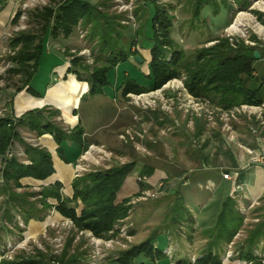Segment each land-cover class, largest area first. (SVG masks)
I'll return each mask as SVG.
<instances>
[{"label": "trees", "instance_id": "1", "mask_svg": "<svg viewBox=\"0 0 264 264\" xmlns=\"http://www.w3.org/2000/svg\"><path fill=\"white\" fill-rule=\"evenodd\" d=\"M139 1L142 3L137 12L141 13L136 12L135 15L143 19V23L136 31L138 38L128 35L130 25L123 23L125 19L109 13L107 0H100L95 4L87 0H62L58 4L36 9L30 14L36 28L16 33L9 43L11 51L8 59L12 67L7 73L20 76L23 81L15 90V94L25 90L32 96H43L35 89L39 71L47 66L49 74L51 66L61 64L58 56L46 52L47 42L59 37L68 39L76 28L81 27L87 30L89 43H93L91 51L94 61L90 65L83 56L67 51L66 55L71 59L66 73L76 76L80 82H86L89 87L88 94L92 97L105 94L120 78L116 87L120 89L121 95L127 98L129 94L139 95L159 90L171 80L184 76V86L190 94L197 98H218V105L225 109L241 104L260 105L264 102V73L260 68V62L264 61V52L257 47L259 40L255 35L250 36L255 45H248L243 39L231 42L227 37H216L209 41L214 42L213 45L196 49L193 58H189L173 37L176 19L172 14L174 8L160 4L157 0ZM188 1L195 20L202 18V10L206 6L212 8L214 16L219 15L221 6L233 8L227 0ZM234 1L241 10L250 5L248 0ZM7 3L8 0H0V12ZM254 14L260 24L264 25V14L259 11H254ZM21 16L22 11L18 10L12 23L16 24ZM137 47L150 50L148 74H143L138 67L139 63L135 57L141 54ZM256 51L261 56L259 60L254 56ZM120 66L128 67V73L125 74ZM119 67L121 77L118 74ZM8 106L11 114L0 117V158L5 159L2 168L4 183L0 186V197L4 198L6 206L3 209L4 217L8 222H13L15 214L20 213L24 216L25 223L32 219L40 221L42 217L37 214H40L42 209L37 211L35 203L28 200L38 194L44 211L54 207L58 215L70 220L75 228L69 233L59 255H53L50 249L44 252L35 248L34 255L21 253L13 260L3 258L0 264H52L53 260L59 264H86L84 260L87 255L83 249L86 240L82 237L74 246L76 235L87 231L96 238L108 239L110 232H114L115 225L128 217L130 206L133 208L130 204L132 198L119 200L118 194L127 177L135 170L137 162L129 161L106 170H94L73 179L70 197L62 194L63 184L59 181L43 187L39 193H18L16 189L24 187L21 182L23 179L43 182L56 173L51 152L26 144L18 128H26L38 137L51 136L57 145V156L65 164L72 162V155L66 151L69 145L74 149V153H81V149L85 147V130L81 123L69 130L61 127L54 120L59 116V111L41 108L15 117L12 100ZM15 141L24 145V153L30 164L25 165L14 156L8 157ZM153 172L154 168L145 166L141 175L149 177ZM147 188L143 186L140 191L143 192ZM178 200L176 198L177 204L170 208L169 218L162 229L171 232V229L178 231L179 227L188 226L193 232V220L190 218V221H187L185 216L182 217L180 212L184 207L178 204ZM243 220V215L237 210L236 201L226 199L216 226L203 232L207 244L199 260L193 264H221V252L238 234ZM159 232L160 230L152 232L139 244L119 251L116 257L111 259V264L159 262L162 256H166L164 251L157 248ZM248 234V246L242 249L241 258L260 262L256 261L257 257L254 256V249L257 247L254 245L258 244L260 238H264V223ZM178 264L192 263L183 259Z\"/></svg>", "mask_w": 264, "mask_h": 264}, {"label": "rangeland", "instance_id": "2", "mask_svg": "<svg viewBox=\"0 0 264 264\" xmlns=\"http://www.w3.org/2000/svg\"><path fill=\"white\" fill-rule=\"evenodd\" d=\"M61 1L62 0H8L7 6L0 12V117L11 114L8 104L11 100L15 102L16 97L19 95V93L15 94V90L23 83L20 76L10 75L7 73L8 69L12 67L8 59L11 51L9 45L11 38L20 31L36 28L34 20L30 17V14L33 13L36 9H42L44 6H47L49 4L55 5L60 3ZM89 1L95 4L100 0ZM157 1L160 4L171 6L174 8L172 14L175 15L176 19L173 37L186 51L189 58H193L196 49L213 45L214 42L209 41L216 37H227L231 42H234V40L236 39H243L244 41H249L253 45H255V43L250 40V36L255 35L259 40V42L257 43V47L262 52H264V25L260 24L256 15L254 14V11H259L264 14V0H248L250 2V5L243 10H241V8H239L235 4L234 0H227L229 5H233V8L231 9L230 6L227 5H225L224 7L221 6L218 16H214L212 8L210 6H206L202 10V18L198 20L193 19L192 7L189 4L188 0ZM141 3L142 2H140L139 0H107L109 13L120 15L121 18L125 19L123 23L130 25L128 26V35H132L135 38H138V36L136 35V31L141 27L143 23V19H139L138 16L135 15L138 6ZM18 10L22 11V16L16 24H13L12 20ZM245 43L247 44V42ZM92 45L93 43H89L87 39V30L82 29L81 27L76 28L73 34L68 39L59 37L57 40H49L46 45V52L49 55L54 54L62 58L61 65L51 66L49 71L51 78L49 76H45L48 74H45V72L48 71L47 66L44 67V71L43 69L42 71H39V77L37 78L35 84L36 90L43 93L46 88L45 86L48 85V82L50 84L52 82L61 80V78H59L58 76L56 77V75L59 73L61 76H63V74H65L64 72L67 71L70 65L69 61L71 58L66 55L67 51L77 56H83L88 64H93L94 56L91 51ZM137 50L147 59L148 55L147 52L144 51L145 49L137 47ZM131 61H133V59H131ZM143 63H139L138 67L140 71L143 72V74H147V64ZM260 63L261 71H263L264 73V61ZM63 67L66 68L65 71L60 72L61 68ZM120 67L125 74L128 73V67ZM120 67L118 74L121 77L122 73ZM64 78L67 79V76H64ZM120 80L121 78L118 79L116 83H119ZM176 80H178V83H171V87L174 86L175 88H167L168 85H166L159 90L147 92L149 94L144 93V96H141L140 99L138 98L139 95L136 94H129L127 98H124L121 95L120 89H117V85L115 82L112 84V86H110L111 88H108V90H106L105 94L101 96L97 95L95 97H92L88 94L89 87L87 88L86 86L87 90L84 93L85 98H82L80 101V105L83 106H80L79 113L82 118H85V113H87L86 115H88V118L87 122H85L86 124H88L87 128L89 129L90 133H92L95 126L96 131L95 133H93V136H90L92 140L95 139V142L87 139V134L83 135L85 139V147L83 148V150L81 149V158L80 156L78 157L80 158L79 161L73 163L72 167L79 170L77 172L80 173V176H83L85 175V173H89L94 170H106L112 166L127 163L130 161V159H136L139 166H152L156 167L160 171L169 170L170 174L172 175L176 172L179 173L180 165L186 164L187 166H190L191 159L194 155H196V148L193 147L196 142L193 143L190 140L191 143L189 142V144L185 142L187 139L186 137V139H183L182 141L179 140L178 143V140L175 138L180 137V135L176 136L175 134H172V130L166 131L167 127L162 130L166 131L165 133L167 134H161L162 138L160 139L161 141H159L162 144H160L156 150H154L150 145V143H154L151 139L150 141L146 138V134L144 135L143 139L137 138L134 142H123L119 139V135L121 133H126L128 129H133L132 124L134 120H143L146 126L148 121L144 120L145 118H141L142 114L158 109L161 110L159 106L156 108L149 107L145 109L135 105H179V102L175 98L178 93L177 85H180L181 83L182 85H184L185 77L183 76L181 79ZM180 93L182 92H179V94ZM190 96L192 98H197L192 94H190ZM198 99L202 100L205 105L221 107L218 105L219 99L213 96L208 98L198 97ZM183 102H186V100H184ZM262 104H264V102ZM114 106H121V111L116 112L117 114L111 111V108L113 109ZM17 114V111L14 110L15 117L21 116ZM166 116L168 118L172 117L171 115L169 116L167 114ZM59 119L60 117L54 118V120H56L55 122L59 123L61 127H66L65 124H61V121H59ZM173 119L174 121L178 120L180 122V120L177 118ZM174 121L173 127L178 128L175 126ZM18 132L20 133L23 141L26 144L33 147L43 148L51 152L53 156L57 155L56 145L51 136L47 135L44 137H38L35 133L29 131L26 128H18ZM177 134H179V132H177ZM153 136L154 133L152 131H149V138H152ZM167 136H171V138ZM144 140H146V144L140 145L141 141ZM180 142H182V144H187V147L184 148L183 146H181ZM91 146H97L100 147V149H104L106 152H111V156L107 157V161H105L101 159L103 158V154L101 152L92 150V152L89 153V148ZM153 150L156 152L153 153ZM24 151L25 147L19 141H15L10 148V152L14 157H16L23 164L28 165L27 163L30 164V162L27 160ZM127 155L129 157H123ZM82 157L85 158L83 159ZM71 158H73L72 160L75 159V157ZM4 161V158H0V186H2L4 183L2 180V168L4 166ZM79 165L85 167L86 171L81 170L83 168H77V166ZM137 168L138 167H135V170ZM139 171L137 169L135 172L133 171L134 173H132L133 175L131 177L132 179H134V183L137 182L136 184H138L142 188L143 186H149L151 189L148 187L145 190H150V193L154 191V194L152 196H148L145 200L133 206V210H131L132 207L130 206L128 217L123 224L124 226L129 225V232H127L125 236H122L121 229H118L113 234H110V237L108 239H102H110L109 241L113 242H110L111 245L108 246V249L102 248L100 250L103 242L97 241V244H94L95 246H97L95 251L99 249V251H97V254L93 251V246H91L90 244L91 242L89 241L87 243L86 240L83 246V249L84 251H86L87 255L85 258L86 260H84L85 263L111 264V259H114L119 251L127 249L131 245L139 244L144 239H146L150 235V233H154L157 230H160L157 238V248L162 252L164 251V253L166 254L165 257L162 256L159 259V264H170V262L172 264H178L179 260L181 259L188 260L192 264L195 263L202 255L201 253H199L200 250L204 247V245H206L203 233H201V235L203 236H201L200 234H196L193 243H189L187 241L186 233L184 234L182 231L180 233L178 232L182 236L176 237L177 235H179L176 230L171 229V232L168 233L165 228L162 229L163 225L167 222V219L163 222L161 221V219H163V212L160 215L153 216V207H156V203L157 208L155 209L157 210V213H160L162 210L159 207L164 206V201H166L168 198H176L177 194L169 197L170 184L167 178L163 179L164 186L162 187V191L158 190L156 182L157 178L155 177L151 178V176H143L147 177V182H145V184H142V182L137 180L138 174L139 177L142 176L140 173L141 171ZM157 176L164 175L162 173H159L156 175V177ZM53 180V177L43 182H32V180L30 179H23L21 182L24 187L21 189H16V191L18 193H39L43 187L51 185ZM62 194L65 197H70L72 194L71 186H65V188L62 189ZM140 195L141 191L137 188L133 193H130V195H125L126 197H124V194H121L119 192L118 199H133L135 197H139ZM28 200L35 203L36 208H38L37 211L42 209V212L40 214H37L42 217L40 221L32 219L28 223H25L24 216H22L20 213H16L13 222H8V220L4 217L3 209L6 208L4 203L5 201L3 197H0V261H2L3 258L7 260H13L17 257V255L21 253L27 256L34 255L33 253L35 251V248L43 250L44 252H46V249H50L51 251L59 250L61 249V247H63L69 233L73 230L72 225L68 221H66V219L60 217L54 207L46 211L43 210L42 203L39 200L38 194H36V196L29 197ZM53 203L55 205L54 201H52V204ZM253 208H255L254 203L250 204L248 208L243 206V224L245 223L246 227H244V229L240 228L238 235H236L233 241L226 246V251L223 252V255H220L221 263L224 264L227 260L231 261L232 259H238V257L241 258L242 249H246V247L248 246V233L259 224L264 223V218H261V215H250L249 212ZM78 241V239L74 241V246ZM254 246H257V250L254 249V256L257 257L256 261L260 262L252 263L264 264V251L259 250V248H262L264 246V238H260L258 240V244H255ZM94 257L96 258V261L92 260L95 259ZM242 259L243 258H241L240 260Z\"/></svg>", "mask_w": 264, "mask_h": 264}, {"label": "crops", "instance_id": "3", "mask_svg": "<svg viewBox=\"0 0 264 264\" xmlns=\"http://www.w3.org/2000/svg\"><path fill=\"white\" fill-rule=\"evenodd\" d=\"M144 51L147 52L148 57L146 59V57H144V55L142 54L141 58L143 59V62L147 64L148 67L149 62L151 61L150 50L149 48H145ZM57 59L59 60V62L61 61L58 57ZM61 69L65 71L66 68L63 67ZM47 73L48 72H46V74ZM64 73L65 74H63V76H61L59 73L56 75V77L58 76L59 78H61V80L52 82L50 84L48 82V85L45 86L46 88L43 93L36 90L37 92L43 94L42 97L32 96L26 91L19 93V95L16 97L15 102L13 101V110L17 111L18 113L20 112L19 109L23 107L24 110L19 113V115L21 116L27 113L28 111L41 108H46L48 111H59V116L57 117H60L59 121H61V124H65L66 127H63L64 129H73L79 123H81V126L85 130L84 134L88 135L87 139L95 142V139L92 140L90 136H93V133H95L96 131V127L94 126L92 133H90L89 129L87 128L88 124L85 123L87 122L88 118V115H86L87 113H85V118H82L79 113L80 106H83L80 105V101L82 98H85L84 93L88 88V84L86 82L78 81L76 76L67 74L66 71ZM47 76L51 78L50 74H47ZM64 76H67V79H65ZM72 80L81 85L85 84L87 86V88L85 87V89L79 93L78 104L75 105L72 109H69L70 116L76 118L75 123H70L67 121V116L65 114L63 105L64 100L62 101V103L60 101V97H57V99H59V102H54L52 100V98L54 99V97L59 95V92L61 90L60 88L57 89V87L63 86L64 90L68 91V88L65 87V85L70 83ZM34 100L43 102L41 105H28ZM121 109V106H114L113 109L111 108V111L116 113L120 112ZM166 114L167 113L161 111L160 109L151 112H145L144 114H142L141 118H145L144 120L148 121L146 126L143 120L139 119L137 121L134 120L132 128L136 132L146 131V138L152 140L154 144L150 143V145L153 147L154 150H156L158 146L162 144L160 143V139L162 138L161 131L164 130L165 127H170L172 130V134H175L176 136L180 135V137L175 138L178 140V143L179 140L182 141L183 139H186V137L187 139L185 142H196V144L193 146L194 148H196V155H194L191 159L190 166H187L186 164L180 165L179 173L176 172L172 175L170 174L169 170L160 171L156 167L150 166L154 168V172L152 173V175H150L151 178H157L156 181L160 177H164L169 180V197L177 194L176 198L179 199L178 204H182V207H184L182 212H180L182 217L185 216L187 221H190V218L191 220H193V232L190 230V228H188V226H183L179 227L177 233H180L181 231L184 234L186 233L187 241L189 243H193L196 234L201 235V233H203L204 231L212 229L216 226L218 216L220 215L223 209V204L228 198H231L236 201L237 210H239L241 205L248 208L250 204L254 203L255 208L250 210V215H261V218H264V166L261 164H250L249 161L251 160L252 155L248 154L246 151V149L252 150L254 156L261 155L264 153V128L261 127V125L258 124L256 120L248 121L244 118H240L237 122L233 124L232 134L234 140L232 142L227 141L225 139V136L222 135L221 125L210 127L202 120L196 118H193L191 124L190 121L192 117H190L189 115H185L182 111L178 109L174 110L173 113H171V118H168ZM173 118H177L180 120V127H173ZM250 124L254 125L257 128V135L253 134L249 129ZM149 131H152L154 133V136L152 138H149ZM177 132H179V134H177ZM167 137L171 138V136ZM146 140L141 141L140 145L146 144ZM259 141L262 142L261 145H259ZM180 145L184 148L187 147V144H182V142H180ZM67 150V154L72 155V157H75L74 160H72L73 158H70L72 161L71 164H65L60 158H58L57 155V157L53 156L56 169V173L53 176V182H61L63 184V188H65V186H71V183L75 178V169L74 167H72L73 163L75 161L78 162L81 158V153H74V149L71 148L70 145L67 147L66 151ZM154 150L153 153L156 152ZM79 156L80 158H78ZM123 157L129 156L127 155ZM130 161H136V159H130ZM136 165V167H138V171L141 169L140 171L142 172L145 166H139L138 162ZM136 170H134V172ZM159 173H162L164 176L156 177V175ZM225 174L230 175L229 179H224L223 176ZM132 175L133 174L127 177L120 191L121 194H124V197H126L125 195H130V193H133L137 188L139 190L141 189V187L136 184L137 182L134 183V179H132L131 177ZM32 182L39 181L32 180ZM176 198H168L166 201H164V206L159 207L162 210L160 213H157V210L155 209L157 208V205L155 203L156 207H153V216L160 215L163 212L162 215L164 217L162 216L163 219H161V221L163 222L168 219L170 208L174 207L175 204H177V202H175ZM244 227H246L245 223L241 228L244 229ZM179 236L182 235L179 234L176 237ZM205 242L207 244L206 238ZM226 246L227 245L224 246L223 251L221 252L222 255L224 254L223 252L226 251ZM205 247L206 245H204V247L200 250L199 253L203 254ZM259 250L264 251V246L262 248H259ZM240 259L241 258L238 257V259H232L231 261L227 260L224 264H242L244 259ZM159 263L160 262H145V264ZM170 264L172 263L170 262Z\"/></svg>", "mask_w": 264, "mask_h": 264}, {"label": "built area", "instance_id": "4", "mask_svg": "<svg viewBox=\"0 0 264 264\" xmlns=\"http://www.w3.org/2000/svg\"><path fill=\"white\" fill-rule=\"evenodd\" d=\"M247 42V44L253 45L251 42L249 41H245ZM173 82H177L178 80L174 79L171 80L170 82H168L166 85H168L167 88H175L174 86L171 87V83ZM170 83V84H169ZM164 85V86H166ZM163 86V87H164ZM177 89H178V93L175 96V98L177 99V101L179 102V105H135L141 108H149V107H160L161 110H163L165 113H167V115H171V113H173L174 109H178L180 111H182L185 115H189L190 117H192L190 123L192 124V120L193 118L202 120L204 123H206L208 126L210 127H215L216 125H221V129H222V135L225 136V139L227 141H232L234 140L233 137V124L235 122H237L240 118H244L245 120L248 121H252V120H256L258 122V124L261 125V127L264 128V104H260V105H239V106H235L229 109H225V108H221V107H215L212 105H205V103L202 102V100L198 99V98H192L189 94V92L186 90V88L184 87V85H182V83L180 85H177ZM176 90V89H174ZM179 92H182L179 94ZM145 94H149V93H145ZM141 96H144L143 94H139L138 98L140 99ZM146 97V96H145ZM143 97V98H145ZM152 98V97H149ZM184 100H186V102H183ZM174 101V100H173ZM174 124L176 127L180 126V122L178 120L174 121ZM249 129L251 130V132L255 135L258 134V130L254 125L250 124ZM170 128H167L166 131H170ZM166 131H161L162 135H166L167 133H165ZM146 134V131L144 132H136L133 129H128V131L125 133H121L119 135V139L123 142H134L137 138L139 139H143L144 135ZM262 142L259 141V145H261ZM138 149V148H137ZM92 150H97L99 152H101L103 154V160L107 161V157L111 156V152H106L104 149H100V147L97 146H91L89 148V153L92 152ZM247 153L252 155L251 160L249 161L250 164H261L264 166V153L261 155H253V151L250 149H246ZM88 153V154H89ZM13 154L10 152L8 157H12ZM99 157V156H98ZM83 159L85 157H82ZM29 164V163H27ZM77 168H83L81 170L86 171L85 167H83L82 165L77 166ZM77 169H75V178L80 177V173H78ZM224 179H229L230 175L229 174H225ZM163 179L164 177H160L156 182H157V188L158 190L162 191V187L164 186L163 183ZM137 180H139L142 183L147 182V177H137ZM150 190H144L143 192H141V195L139 197H135L130 201V204L132 206H135L137 203L145 200L148 196H152L154 194V191H152L151 193L149 192ZM243 203V202H242ZM133 210V208L131 209ZM239 212L244 215V210H243V206L241 205V207L239 208ZM124 220H121L119 224L115 225L114 227V232H116L118 229H121V233L122 236H125L127 234V232H129V225L128 226H124ZM68 221L71 225H72V229H74V225L70 220H66ZM123 226V227H122ZM113 232V233H114ZM85 233V234H84ZM112 232H110V234H113ZM84 238L85 240H87V243L90 241L91 246H93V251L97 253V251H99V249L97 251H95V249L97 248V246H95L94 244H97V241L103 242V245L101 246L100 250L102 248L108 249V246L111 245V243H113L112 241L109 240H102L99 238H96L92 235V233L87 232V231H81L76 235V239L80 240V238ZM88 238V239H87ZM58 240V239H56ZM94 241V242H93ZM109 241V242H106ZM111 242V243H110ZM107 245H105V244ZM62 246V245H61ZM64 246V245H63ZM59 247V246H57ZM62 248L56 251H52L51 253L53 255H59L60 252L62 251ZM98 254V253H97ZM95 258V257H94ZM93 261H96L95 259H92ZM52 264H59L57 261H52ZM243 264H253L252 261H243Z\"/></svg>", "mask_w": 264, "mask_h": 264}, {"label": "bare ground", "instance_id": "5", "mask_svg": "<svg viewBox=\"0 0 264 264\" xmlns=\"http://www.w3.org/2000/svg\"><path fill=\"white\" fill-rule=\"evenodd\" d=\"M42 69H43V71L45 70L44 67ZM62 71L63 70L61 69L60 72H62ZM42 73H44V72H42ZM45 74H46V72H45ZM65 87L68 88V91L64 90L63 86L57 87V89L60 88L61 90H60L58 96H56V97L53 96L54 99L52 98V100L54 102H59V99H57V97H60L61 103L64 100L63 105H64L65 114L67 116V121L70 123H75L76 118L70 116V110L69 109H72L75 105L78 104V95L82 90L85 89L86 85L85 84L81 85V84L75 82L74 80H72L70 83L66 84ZM42 102L43 101L34 100L31 103H29L28 105H41ZM22 110H24L23 107L19 109L20 112H18V114L21 113Z\"/></svg>", "mask_w": 264, "mask_h": 264}, {"label": "water", "instance_id": "6", "mask_svg": "<svg viewBox=\"0 0 264 264\" xmlns=\"http://www.w3.org/2000/svg\"><path fill=\"white\" fill-rule=\"evenodd\" d=\"M254 56H255V58L257 59V60H259L260 59V54L256 51L255 53H254ZM136 58V61H138V63H140V64H142L143 63V59L141 58V56H136L135 57Z\"/></svg>", "mask_w": 264, "mask_h": 264}]
</instances>
